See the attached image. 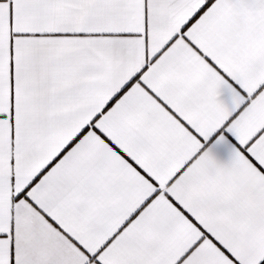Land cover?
I'll use <instances>...</instances> for the list:
<instances>
[{"label": "snow or ice", "instance_id": "obj_1", "mask_svg": "<svg viewBox=\"0 0 264 264\" xmlns=\"http://www.w3.org/2000/svg\"><path fill=\"white\" fill-rule=\"evenodd\" d=\"M0 264H264V0H0Z\"/></svg>", "mask_w": 264, "mask_h": 264}]
</instances>
